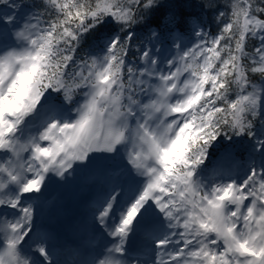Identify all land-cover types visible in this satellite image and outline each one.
I'll list each match as a JSON object with an SVG mask.
<instances>
[{"label": "snow or ice", "instance_id": "6c2138e0", "mask_svg": "<svg viewBox=\"0 0 264 264\" xmlns=\"http://www.w3.org/2000/svg\"><path fill=\"white\" fill-rule=\"evenodd\" d=\"M200 6L0 0V264H61L36 202L97 160L79 264H264V0Z\"/></svg>", "mask_w": 264, "mask_h": 264}, {"label": "trees", "instance_id": "16d2710c", "mask_svg": "<svg viewBox=\"0 0 264 264\" xmlns=\"http://www.w3.org/2000/svg\"><path fill=\"white\" fill-rule=\"evenodd\" d=\"M20 3H26L27 0H18ZM164 7L161 9L162 13H167L169 11L175 12L181 19V24L179 29L185 34V36L190 35V26L199 20L206 27L211 28L213 32L216 31V24L214 22V13L203 9L201 5V0H162ZM23 10L21 13H23ZM185 21L189 23H185Z\"/></svg>", "mask_w": 264, "mask_h": 264}, {"label": "rangeland", "instance_id": "374dc122", "mask_svg": "<svg viewBox=\"0 0 264 264\" xmlns=\"http://www.w3.org/2000/svg\"><path fill=\"white\" fill-rule=\"evenodd\" d=\"M21 15H23V13H21ZM19 19V17H18ZM111 162L110 161H103V160H97L96 162H94L93 164H91L92 166H94L96 168V170L94 169L95 173H100V175H104L105 173H108L109 172V169H108V165L110 164ZM82 169V168H81ZM78 171L79 169H77L76 171V174L74 177L70 178L69 180L67 181H64V183L66 184L67 183V188L63 187V188H60L58 189V192H59V197L64 200V194H66L68 197H73L74 196V191H75V186L72 185V183L74 182H77L79 181V177H78ZM82 179V178H81ZM56 179H53V180H50L52 182H54ZM123 180H117V178L115 179V183H122ZM71 184V185H69ZM83 184V182H82ZM70 186H72L71 188H69ZM84 186V185H83ZM85 187V186H84ZM93 187L94 188H97V185H96V181L94 182L93 184ZM76 190H85V189H80V187L76 188ZM95 196V194L93 193V197ZM80 205V204H79ZM59 208L58 206L56 207V210L57 211ZM81 220L78 219L77 222H80ZM89 230V229H88ZM86 227L84 226V228H82V225L80 224L78 227H77V231L75 232L76 235L77 233H83V237L84 238H90V239H96V237L92 234V232L90 233H86ZM94 233V232H93ZM97 242L96 241H92L91 244L94 245V247L97 245L96 244ZM75 258L78 259V255H75Z\"/></svg>", "mask_w": 264, "mask_h": 264}, {"label": "bare ground", "instance_id": "6f19581e", "mask_svg": "<svg viewBox=\"0 0 264 264\" xmlns=\"http://www.w3.org/2000/svg\"><path fill=\"white\" fill-rule=\"evenodd\" d=\"M64 243H65V242H62L61 244L64 245ZM66 263H67V259L65 258V259L63 260L62 264H66ZM67 264H68V263H67Z\"/></svg>", "mask_w": 264, "mask_h": 264}]
</instances>
